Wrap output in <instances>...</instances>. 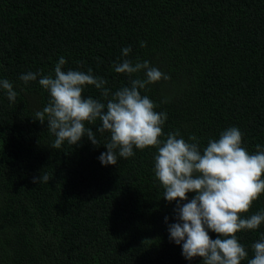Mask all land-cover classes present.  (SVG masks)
Returning <instances> with one entry per match:
<instances>
[{
  "label": "trees",
  "instance_id": "1",
  "mask_svg": "<svg viewBox=\"0 0 264 264\" xmlns=\"http://www.w3.org/2000/svg\"><path fill=\"white\" fill-rule=\"evenodd\" d=\"M61 56L64 71L91 68L110 93L129 86L115 64L148 61L169 77L140 90L166 113L162 140L178 130L202 150L237 127L253 153L264 146V0H0V79L17 93L10 102L0 89V264H203L169 239L176 203L155 178L156 148L107 166L98 157L108 133H96L98 146L84 136L52 148L54 134L34 120L49 95L39 76L19 77L54 76ZM83 95L104 100L91 85ZM44 173L48 183H33ZM262 210L264 194L242 218ZM236 235L247 264L264 223Z\"/></svg>",
  "mask_w": 264,
  "mask_h": 264
},
{
  "label": "clouds",
  "instance_id": "2",
  "mask_svg": "<svg viewBox=\"0 0 264 264\" xmlns=\"http://www.w3.org/2000/svg\"><path fill=\"white\" fill-rule=\"evenodd\" d=\"M130 52V46L123 48L122 57ZM66 63L61 56L54 76L27 72L19 77L27 84L39 76V85L49 95L47 105L35 113L34 120L46 122L48 131L54 134L52 148L60 149L65 141L76 145L84 136L98 146L96 133H108L103 144L106 151L98 157L104 166L117 164L118 156H133L134 149L156 148L155 178L164 190L163 198L176 203V222L168 224L170 241L181 246V255L187 260L200 257L203 264H241L248 252L236 233L256 230L264 223V210L242 218L253 201L264 194V146L257 144L255 152L250 153L242 146V133L237 127L223 130L202 150L195 135L188 137V141H194L190 143L178 130L162 140L166 113L155 111L154 102L140 90L169 79L166 74L148 61L133 64L123 59L114 65L115 72L127 74L129 86L110 93L105 87L107 80L95 76L91 68L87 72L64 71ZM141 72L144 78H132ZM88 85L100 90L103 102L83 95ZM0 89L15 102L17 93L10 81L0 79ZM97 120L100 124L95 132L85 126ZM51 178L44 173L33 177V183H48ZM188 193H194L191 199ZM210 231L217 234L215 239ZM251 247L254 255L247 264H264V235Z\"/></svg>",
  "mask_w": 264,
  "mask_h": 264
}]
</instances>
